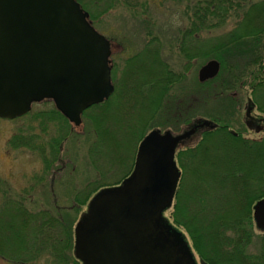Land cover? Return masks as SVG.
Wrapping results in <instances>:
<instances>
[{"label":"rangeland","instance_id":"obj_1","mask_svg":"<svg viewBox=\"0 0 264 264\" xmlns=\"http://www.w3.org/2000/svg\"><path fill=\"white\" fill-rule=\"evenodd\" d=\"M77 1L88 13L93 26L110 40L114 92L106 109L90 110L88 115L82 116V123L77 127L53 112L54 106L48 100L34 104L28 116L19 119L0 118V204L5 198L4 203L6 201L15 203L18 204V207L34 212L32 216L29 215L31 217L27 220L26 228L22 226V232L26 231V238L23 241L26 242V249L41 250L44 256L47 255L45 252L47 246L41 238L46 240V237H40V242L37 240L34 243V239L38 235L37 237L34 235L36 229H34L35 222L32 219L41 215L39 211H42L43 214L46 212V216H51V218H54L56 214V216H64L66 219L67 215L65 222L60 221V223L64 222L62 232L67 228L68 232L72 231L73 223L71 222L74 221L77 210L80 213L85 209V205H80L77 201L82 202L86 196H91L90 192L95 187L100 185L101 188L102 184H111L117 178L123 177V173H128L131 170L138 146V141L133 143L132 137L139 135V132L144 128L143 122L152 112L150 106L153 107L155 97L154 88L149 92H140L145 81L157 76L163 77L161 69L162 71L165 69L166 72L170 70L177 73L176 75L182 76L178 79L180 81L172 84V89L168 94L174 93L171 96L174 101L169 105L180 101L178 98L182 94L180 97L185 98L183 103L188 104L187 108L193 107V114L195 115L197 111L196 115L200 116H195L191 127L194 123L207 120L209 125L205 127L217 128V125H220L219 122L201 116H214L216 111H222L221 106L223 105V103H213L198 108L195 105L196 102L194 104L191 102L192 99L198 100L208 91L201 92L203 95L198 92L194 95L192 90L200 91L199 84H197L199 83L197 70L202 63H196V59L190 60V63L186 61L180 49L181 47L184 50L185 45L182 43L186 39L177 35L181 27L188 25L185 7L188 8L189 0ZM245 1L240 3L245 5ZM249 1L251 3L259 0ZM233 9L227 21L230 24L224 28L226 30L232 26L233 22L240 20L239 12H235ZM248 23L257 24V22ZM201 36L200 39L203 40L212 37V34L207 37H204V34ZM187 46H189L188 42ZM255 48L257 49L256 53H253ZM247 49H251L248 60L255 59V57L257 59L255 63L242 65L243 67L239 69V76H236L237 79L231 88L232 91L226 92V96L232 98L230 102L232 105L231 116L234 115L235 119L229 123L230 130L233 129L240 133L243 138L259 140L264 136V130L256 133L257 131L251 130L252 126H246L245 123L249 121L256 124L261 121L259 116H264V111L260 109V106L264 108V87L258 86L264 80V33L260 37H248L241 40L233 48L234 57L242 56L241 54H245ZM126 59L129 60L126 61ZM244 61L237 62L243 63ZM222 93L225 94V90H222ZM191 94H193L192 98ZM165 107L158 110L154 119L147 122L142 133L155 130L160 133L168 131L175 135L188 129L185 126V121L190 120L191 110L183 119L175 120L173 118L168 121L164 118ZM194 107L200 110L194 109ZM249 108L250 112L247 113ZM203 109L207 113H202ZM160 113H163V117L159 116ZM48 115L51 117L49 118ZM171 116L173 117V114ZM94 119L97 124L100 119L103 121V125H98L99 129L100 126L108 129L105 134H100L101 143L99 145H93L96 142V131L93 132ZM175 121L179 123L176 124ZM130 127L134 130H129ZM140 127L142 128L138 132ZM205 127H198L182 143L183 148L180 146L179 148L195 146L201 139V132ZM20 136L24 138L19 139ZM14 137L18 142L14 141ZM32 138L35 142L32 141ZM24 140H27L28 146H26V142H23ZM214 140L218 141L217 138ZM35 143L40 144L41 147L35 148ZM225 147L233 151V145L230 147L225 143ZM221 150L224 149L221 148ZM43 162L46 165L45 169H43ZM194 168L191 166V173L194 172ZM199 170L201 174L205 175L211 168H208V165H202L199 166ZM186 173L187 176L189 173L187 171ZM199 176L201 177V175ZM201 181L204 182L203 179ZM187 191H189L188 195H191V190L187 189ZM188 203L189 199L186 200L185 206ZM170 210L165 215L169 217L171 213V218L174 221V212L178 213V211L174 205ZM185 210H187L186 212L190 211L188 208ZM8 213L14 214L11 209L8 210ZM70 220L72 221L70 222ZM196 223L204 234L203 225L198 220ZM182 230L192 243L187 231L184 228ZM62 232L59 233L58 229L54 235L52 233L55 240H60ZM3 236L8 238L5 232ZM3 242V247L9 250L11 242L8 239ZM54 245L57 248L58 245L56 243ZM70 254L72 256L71 250ZM196 254L198 255L197 252ZM34 255L36 256L33 260L19 264H45L43 258L37 259L39 254ZM5 259L7 261L0 258V264H17L12 260ZM46 261L48 264L50 259H46Z\"/></svg>","mask_w":264,"mask_h":264},{"label":"water","instance_id":"obj_2","mask_svg":"<svg viewBox=\"0 0 264 264\" xmlns=\"http://www.w3.org/2000/svg\"><path fill=\"white\" fill-rule=\"evenodd\" d=\"M109 54L108 40L75 0H0V117L20 116L32 102L51 98L78 125L82 109L113 90ZM218 70L219 62L208 60L198 69L199 81ZM208 125L205 120L177 135L153 130L143 138L131 175L119 187L100 190L76 225L75 255L83 264H197L162 211L179 176L178 142ZM149 191L158 194L155 202H144L147 208L134 213L138 196ZM253 211L256 226L264 229V198ZM83 237L90 249H81ZM199 264L207 263L201 259Z\"/></svg>","mask_w":264,"mask_h":264},{"label":"trees","instance_id":"obj_3","mask_svg":"<svg viewBox=\"0 0 264 264\" xmlns=\"http://www.w3.org/2000/svg\"><path fill=\"white\" fill-rule=\"evenodd\" d=\"M244 1L189 0L188 8L185 7L188 25L181 27L177 33L178 36L186 39L182 43L185 45L184 50L181 47L180 49L188 63L190 60L196 59V63L201 64L211 58L220 63V70L214 78L204 82L198 81L200 91L192 90L194 95L196 92L201 95L204 91H208L198 100H191L193 104L196 102L195 105L198 108L213 103H223L222 111H216L214 116H201L219 122L220 125H217V128L205 127L201 132V139L195 146H188L178 151L177 161L182 170V176L174 205L178 213L174 212L173 215L175 217L174 223L187 231L194 250L209 264H264V232L255 230L251 216L252 204L264 194V136L259 140H254L243 138L238 132L237 135L231 132L229 122H233L235 119L234 115L231 116L232 105L230 102L232 98L226 96V92L233 88L235 79H237L236 76H239V69L246 63H255L257 59L255 57V59L248 60L251 49H247L245 54L235 56V58L233 48L243 39L260 37L264 33V0L251 3L247 0L245 5L240 3ZM232 8L235 12H239L240 20L233 22L232 26L226 30L224 28L230 24L227 21L231 16ZM248 22H257V24L253 25V23L249 24ZM202 34L204 37L212 34V37L201 40ZM187 42L189 46H187ZM256 50L255 48L253 53H256ZM247 60L248 62H246ZM237 61L244 62L238 63ZM164 67L166 66L164 65ZM160 72L165 78L157 76L147 80L140 90V92H149L150 89L154 88L155 97L153 107L150 106L152 112L145 118L144 128L140 132L142 127L138 129L139 135L132 137L133 143L142 138L144 134L142 132L145 130L147 122L154 119L158 110L163 109V107L166 106L163 113L164 118L168 121L173 118L175 120L183 119L187 117L189 110H193V107L187 108L188 104L183 103L185 98L180 97L182 94L178 98L180 101L169 105L174 101L171 97L174 93L168 94L172 89V84L180 81L178 79L182 76H178L177 73L170 70L166 72L165 69L164 71L161 69ZM258 86L264 87V80ZM222 90H225V94L222 93ZM192 96L193 94H191V98ZM108 103L109 100L104 101L99 105L92 106L89 110H104ZM198 108L194 107V109ZM260 109L264 111L263 106H260ZM53 112L55 111L53 110ZM163 113H160L159 116L163 117ZM193 113L194 111L189 113L190 120L185 121V126H191L195 116L200 117L198 114L196 115L197 111L195 115ZM202 113L205 114L207 111L204 110ZM48 117L51 116L48 115ZM95 122L94 119L93 132L96 131V142L93 145H99L101 143L100 134H105L108 129L101 126L99 129L98 125H103L101 119L98 124ZM175 123L179 122L175 121ZM129 130H134V128L130 127ZM23 136H20L19 139ZM216 138L218 141L214 140ZM14 141L18 142L15 137ZM32 141L35 142L33 138ZM23 142H26V146H28L27 140ZM225 143L229 144L230 147L233 145V151L225 147ZM34 147L40 148L41 145L35 143ZM218 149L219 151H217ZM56 150L58 151L57 148ZM202 165H208V168H211L205 175L201 174L199 170V166ZM191 166L195 167L193 173H191ZM186 171L189 173L187 176ZM202 179L204 182L201 181ZM187 189L191 190V195H188ZM187 199H189V203L185 206ZM84 202L85 200L78 201L81 205ZM17 205L6 201L0 208V256L19 264L33 260L36 256L34 254H39V257L43 252L26 249V242L23 241L26 238V231L22 232V226L26 228L27 220L32 214H27L28 211L25 208ZM187 208L190 210L188 212L191 213L189 215L185 210ZM9 209L14 213L13 215L8 213ZM39 213L41 215L32 219L35 222L34 229H36L34 235L36 237L38 235L34 239V243L37 240L40 242V237H46V240L41 239L47 246L45 251L47 259H51V263L48 262V264H76L70 256L72 231L68 232L67 228L66 231L62 232L67 215L65 219L64 216L58 217L56 214L54 218H51V216H46V212L43 214L42 211H39ZM61 220L64 222L60 223ZM197 220L203 225L204 234L201 232L202 229L197 227ZM58 229L59 233L62 232V236L59 237L60 240H55L53 235ZM4 232L7 233L8 238L3 236ZM63 238L66 240L62 241ZM5 239L11 242L9 250L3 247V240ZM54 243L58 245L57 248Z\"/></svg>","mask_w":264,"mask_h":264},{"label":"flooded vegetation","instance_id":"obj_4","mask_svg":"<svg viewBox=\"0 0 264 264\" xmlns=\"http://www.w3.org/2000/svg\"><path fill=\"white\" fill-rule=\"evenodd\" d=\"M157 197L158 194L154 191H149L147 193H143L141 195L138 196V200L139 202L136 203V205L134 206V213L139 212L140 210H142V207H145L144 209L147 208V205L152 206V204L155 202L154 197ZM144 202L147 203V205L144 204ZM27 214H33L34 212H26ZM44 221V219H42ZM41 221V220H40ZM65 238V237H64ZM62 241H65L66 239H64ZM75 239V236H74ZM75 242V246H76V240H73V243ZM63 245V244H62ZM65 245V242H64ZM72 247V245H71ZM90 249V244L88 243V241L85 239V237L82 238V243H81V249ZM78 260V261H77ZM76 264H83L82 260L80 258L77 257V259L75 260Z\"/></svg>","mask_w":264,"mask_h":264}]
</instances>
